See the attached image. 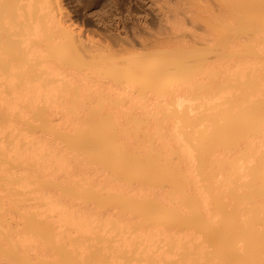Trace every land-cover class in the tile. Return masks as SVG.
<instances>
[{
	"label": "rangeland",
	"instance_id": "374dc122",
	"mask_svg": "<svg viewBox=\"0 0 264 264\" xmlns=\"http://www.w3.org/2000/svg\"><path fill=\"white\" fill-rule=\"evenodd\" d=\"M12 1L16 3V6L11 3V7L10 0H2L0 6L4 3L2 7H11L9 14L14 12V17L17 14L18 16L20 15L17 10L20 13L22 12L23 16L19 20L21 21L24 17L25 21L23 20L24 23L21 21L22 24H27L29 20H33L35 15L39 18L40 16L44 17V13L41 14L38 9V11L34 9L35 6L37 7V0L36 4H34L35 0H19L18 3L21 6L20 4L17 6V0L16 2L15 0ZM47 1L48 3L50 2L51 7L47 3L49 8L44 12H55L54 15L57 14L56 12L59 11V9H56L57 0ZM64 1L68 2L71 7V0ZM167 1L170 4H167ZM215 1L198 0L200 5L198 13L203 20L205 19L207 22L212 20L211 18L216 13V8H218L217 5L220 4L219 1ZM235 2H233L236 5L233 4L235 6V24L233 39L231 40L232 44L227 41L226 46L217 47L219 54L227 53L217 66L214 62L216 57L213 50L216 45L213 43V38L208 35L209 33H205L203 29H192V32L186 38L175 37L168 43H166L167 40L165 38L163 43H161L162 45L160 44L162 48L166 45L165 47L168 49L179 50L178 57L171 59L173 61L169 60L167 63H162L156 58H154L156 61L152 58L148 62H144L149 66L152 63L151 66L165 64L170 67H167L168 71H162L167 72L165 73L166 77L164 73L155 75L154 73H145L146 79L149 77L147 81H149L150 89L146 87V89L148 88L147 90H142V84L147 83H142V81L146 80L134 79L133 75H131L134 73L132 72L134 71L133 67L137 65L132 62L134 58L132 59L130 55L126 56L128 58L131 57L129 59L133 64L125 56L124 61H128L127 64L129 65H125L126 63L121 64L120 62L119 64L113 63L114 66L110 64L104 67V71L106 70L105 72H107H104L105 74L114 77L116 80H121L120 82L123 81L122 83H131L132 86L122 89L117 88L115 85L105 94L103 108L101 104L99 106H97L98 104H90L79 108L76 121H71L65 126H61L60 121H62V118L60 115L50 117L43 114L45 117L42 116L39 113L41 111L39 105H36V107L34 105L18 104L16 108L8 110L6 116L3 115L5 113L0 111L2 113H0V264H21L23 261L22 264H40L39 262L45 259L44 262L51 259L49 262L52 261L53 264H60L63 261H69V264H72L70 262L71 254L69 255L67 251L68 249L70 251V248L82 249V257H84L83 261L86 262L85 264L88 262L90 264L103 263L100 260L97 263L95 259L97 251L96 258L99 259L101 256L100 252L104 251L109 257L108 259L105 253V256H103L104 254L102 255L108 259L106 262L109 263L111 261L113 264H167V262L169 264L172 260L174 262L170 264H176L177 262L175 263V261L181 262V264H205L206 262V264H209V262L214 264V259L218 263V258H220V261L223 259L221 264L226 263V259L224 260L223 257L224 255L226 256V252L223 253L226 249L221 250L218 246L219 251H214L213 253V246H211L213 244L210 245L209 240L216 237L212 239L210 237V239L208 237L206 239L205 237L209 228L213 230V227H215V230H217L218 228L216 229V227L220 228L222 226V221H219L221 219V213L219 212H221L222 205L224 209L226 208L225 206L228 207V212L227 208L225 211L227 214L223 213L224 210L222 212V214L227 215V220L231 216H236L237 220V214H240V218H244V221L241 220V225H245L243 222L248 223L246 220H249L251 218L249 216H252V212H254L250 209L255 210L256 207L258 209L262 206L261 204H264V189L259 188L262 192H258L259 189L257 190V187H262V185V188H264V179H262V176H264V173L262 174V171H264V0H237ZM171 6L172 2L169 0H101L97 4L91 5L87 13L95 22L103 25L109 31L120 28L121 31L141 35V32L144 31L142 28L144 25L153 29L154 32L161 31L164 19L171 17L169 11ZM2 7L0 10H2ZM4 7L3 10L5 11L3 12H6L8 8L5 7L6 10ZM15 7H18V9ZM21 7L23 9H20ZM29 9L32 10L29 11ZM1 12L0 15L5 14H1ZM16 12L17 14L15 15ZM59 12L57 17L60 16ZM2 17H0V21ZM17 18L19 19V17ZM26 19H28L27 23H25ZM4 26L6 25L4 24ZM16 29L19 30L20 28ZM12 31L10 29V32ZM203 35H205L206 40L202 45L200 44L199 36ZM3 42L0 44L1 47L3 46L2 49L6 45L10 50L12 43L9 40L7 42L5 40V44H2ZM9 42L11 45L6 44ZM47 42L49 43V40ZM48 48L52 52L56 50L51 47ZM192 48L199 50L189 53L188 51H191ZM65 49L61 48L62 54L63 51L64 55L69 54L67 52L69 50L66 47ZM7 51L5 48L4 53ZM201 51L205 52V55L200 54ZM181 53H184V56L182 55L179 58ZM7 55L9 56V54ZM5 57L4 60H6ZM10 58H12L11 53L8 62ZM8 62L6 64L9 65L10 63ZM17 62L19 64V60ZM17 62L14 64H17ZM100 62H103V60H100ZM107 64H109L108 61ZM229 64L235 66L233 71L228 70ZM23 65L21 68L19 67L20 65L18 67L29 74V69ZM1 66L0 68H2ZM123 66H125L124 69H122ZM127 66L128 68H126ZM199 69L202 70L199 71ZM130 72L132 73L130 74ZM142 77L144 78V75ZM0 81L4 83L5 80L1 79ZM167 90H169L168 94H166ZM179 100L182 101L181 105L178 104ZM104 111L116 113L117 119L114 118V121H110L109 118H106V121L104 118L106 116L101 114ZM92 114L97 116V118ZM224 114L228 116L224 117ZM3 116L4 118L2 119ZM42 118L44 119L42 120ZM94 118L95 120H93ZM44 120L46 121L44 122ZM47 121L50 122L49 125ZM44 123H46L45 126ZM225 126L228 129L227 132L225 131ZM57 131L60 134H56ZM215 134L217 137L222 136L221 140L220 137L214 136ZM228 136L231 137V142ZM223 137L226 140L222 139ZM30 138L40 139L53 150L67 154L71 162V168L68 172L58 173L55 176L52 174L48 175L49 173H40L31 164L20 163L18 160L8 157L7 151L11 146L24 147L30 141ZM201 142L204 143L200 146ZM229 142L233 146L228 145ZM203 144L204 146H202ZM184 145H188L192 152V179L195 185L208 195L207 207L209 214H207L210 219L207 216L204 220L199 221L196 217L198 219L196 221L194 217V212L196 211L194 209V201H189L188 203L191 197L188 196L182 184L181 165L178 157V152ZM205 146L210 147L207 150ZM228 146L229 149H227ZM92 148L93 150H91ZM200 150L203 154L200 153ZM204 152L208 153V159H203L206 157ZM91 153L93 154L92 156L90 155ZM201 155H203V158H200L202 157ZM201 160L204 162L207 160L206 164ZM202 162L207 166H203ZM231 162L235 163L233 164L238 171L237 177H234L236 181L233 179L234 183H232L230 180L231 184L226 181L228 186L225 184L223 186L224 189H221L227 174L224 175L225 172L221 171L223 167L221 168L220 166H222V163L229 165ZM218 163L221 164L220 168L217 166ZM106 177L112 181H117L122 186L108 188L104 180ZM24 178L27 179V184L21 185L19 181ZM256 178H259L258 182L260 185ZM254 179L259 185L254 184L255 187L257 186L256 188L252 187V184L256 183ZM140 185L150 186L152 191H164L165 194L169 195V198L165 203L159 204L150 193L139 197L134 194V190ZM230 185L235 186V188L232 189L233 187ZM226 186L228 189H226ZM225 189L228 191V195H225L226 192H222ZM46 191L50 192L54 199L65 202L72 209L81 208L85 210L87 215H89L88 231L80 236L68 228H61L59 229L62 234L59 241V244H61L58 246L53 243L54 241H50L52 236L48 235L47 228L43 226L44 222L43 224L41 222L45 219L41 212V207L44 204L41 195ZM91 191H94L93 195H89ZM216 191L218 194H216ZM244 193L246 194L239 196ZM249 194L253 196L250 195L252 197L249 198ZM87 195L90 199H88ZM231 195L235 198H232ZM246 195L247 197L244 198ZM221 197L223 201H221ZM238 197L241 198L238 199ZM186 199H188L187 203ZM214 200H218L220 203ZM238 200H241V202ZM247 200V205L244 207L242 203ZM250 200L258 201L260 206L252 205ZM215 202L216 204L219 203L217 207ZM221 202L223 203L221 204ZM248 203H251V206ZM188 204L190 206L193 204V207L191 206L192 208H190ZM257 209L256 213L259 211L264 212V207L258 211ZM242 210H247L246 214ZM180 211L183 215L179 213ZM190 211L193 212L190 213ZM248 212L250 215H247ZM173 213L176 214L174 215ZM259 213L257 215L258 218L261 217ZM192 214L194 216H191ZM225 215L224 218H226ZM211 218L216 221L212 225L210 224V222H213ZM258 218L254 222V227L257 229L256 231L258 229L262 231V229L264 230V224L261 223L262 219ZM175 219L177 223H174ZM260 219L261 222L259 223ZM182 220L184 223H180L182 225L178 224ZM217 221H219V224ZM197 222L200 224L199 227ZM237 223L239 224V222ZM193 224L195 225L193 226ZM213 224L216 226H213ZM225 224H227L226 221ZM35 226L37 227V232L34 231ZM226 227L220 229V232L227 234L231 231L230 229L228 231ZM242 227L244 228V226ZM206 228L208 229L204 232ZM223 229L227 230L221 231ZM147 231L155 232V234L151 237L147 236L145 234ZM29 232H31V235L34 233V236L36 234V238L39 236L37 233L40 234L41 237L40 239L38 237L37 240L40 241L41 246L36 251H31L30 254L29 252L23 253L24 257L27 255V258L24 259L22 252L21 255L18 249L12 246L16 243V237L19 233L30 234ZM243 232L244 230L236 234ZM212 233L214 236L221 235L219 230L215 233L212 231ZM230 233L234 234V232ZM258 233L257 236L255 234L253 239L248 238L247 235L242 236L246 240L241 239V236L239 238L242 241H239L240 239L238 238L239 240L236 241L238 242L237 245H240L238 249L240 250L241 248L242 251L238 249L237 251L242 252L243 254L241 255L243 257H238L240 254H238L237 259L234 257L235 262H237L234 263L232 261L234 264L244 262V264H264V250L261 248L263 247L264 249V231ZM46 237L50 238V240ZM259 237L263 238V246L261 241V246L260 243L254 245L255 240L258 239L259 242ZM244 243L247 244L246 247ZM254 246H257V248ZM58 248L63 249L62 252ZM66 248L68 249L66 250ZM60 252L63 255L58 254ZM199 253H202L204 257ZM207 253L211 254L213 258L215 257L212 259L214 263ZM215 253L219 254L218 257L214 255ZM199 255L201 256L198 257ZM63 257L67 258L64 259ZM191 258L192 260L198 258V262L196 261L195 263ZM248 259L253 261L251 260V262ZM240 260L244 262L241 261L240 263ZM83 261L81 259V262ZM46 263L48 264V262Z\"/></svg>",
	"mask_w": 264,
	"mask_h": 264
},
{
	"label": "bare ground",
	"instance_id": "6f19581e",
	"mask_svg": "<svg viewBox=\"0 0 264 264\" xmlns=\"http://www.w3.org/2000/svg\"><path fill=\"white\" fill-rule=\"evenodd\" d=\"M10 1H11L10 2V6H11V3H14V2L12 0H10ZM18 1L19 0H17V3H18ZM37 1H38L37 7L35 6L34 9L35 10L38 9L39 12H41V14L44 13V17L40 16V18H39L37 15H35V17H34L35 19L33 18V20H29V22L27 23V21L29 19L27 16L28 19H26V22H25L27 24H22V23H24L23 20L25 21L24 17L21 20L22 23H21V21H19L20 18L23 16V13L22 12L20 13L19 10H17V12H19V14H20L19 16H18L17 12L15 13V15L17 14V16H15V17L13 16L14 12H10L11 14H9V10L12 6L10 8H8L9 6H7V7L5 6L6 8H8V10L3 6L4 9L7 10L6 11L8 14V16H7L6 12H3V11H5V10H3V7H2V5L4 3L3 4L1 3L2 5L0 6V8L2 7V10H0V12L2 11L1 14L2 13H5V14H2L3 17H2V15H0V17H2L1 21H0L1 22L0 23V30L2 29L1 34H0V44H1V42H3V40H4V42L2 44H5V40H6V42L9 40L12 43V46H10V50H9L7 48V46L4 45L6 48V51L8 49V51L6 52L7 54H9V56H8L6 53H4L5 48L2 49L3 46L1 47V45H0V64L4 66L3 67L0 65L2 67V68H0V80L1 79L5 80L4 83H1V81H0V88H1L0 89V111L5 113L3 115L6 116L7 111L8 110L10 111V110L16 108L18 106V104H26V105H34V106L39 105L41 111L40 112L38 111V112L41 113L42 116H44L43 114H45L46 116H50V117H52L54 115H60V117L62 118V121H60L61 126H63V125L65 126V125L69 124L71 121H76L79 108H82L84 106H88L90 104H95V105L98 104L97 106H99V104H101V106L103 108L105 94L110 89H112L115 85L117 88H122V89H125V87H128V86H132L131 83L130 84L122 83L123 81L120 82L121 80L120 81L116 80L114 77H111L110 75L108 76L107 74H105L107 72H105L106 70L104 71V67H106L107 65L112 64L114 66L115 63L119 64L120 62H121V64L126 63L125 65H129V64H127L128 61L125 62L124 60L127 56L130 55V56H132V59L134 58L133 59L134 61L132 60V62H135L136 63L135 65H137L135 67L132 66L134 68V71H132V70L131 71L134 73L130 72V74L132 73L131 75H133L134 79L135 78L136 79H138V78L139 79H145L146 81H142V83L143 82L148 83L149 81H147V80L149 79V77H148V79H146L147 76L145 75V73H150V74L154 73V75L159 74V73L160 74L164 73V76H165V73H167V72H162V71H168L167 67H169V66H166L165 64H159L158 63L159 65L156 64L157 66L153 65L154 66L153 67V66H151L152 63L150 64V66L148 64L144 63L145 61L148 62L149 59L151 60L152 58L153 59L156 58L158 61H160L162 63H167L173 57H175V58L178 57L177 55H178L179 50L168 49L165 47L166 45L164 46V48H162V46H160V44L163 43V40L165 38L167 40L166 43H168L169 41H171L175 37L186 38V36H188V34L192 32L191 31L192 29H203L205 33H209L208 35L211 38H213V43L216 45L214 47L213 52H215L216 59L214 62L217 66L223 60L224 55H227V53H222V54L220 53L219 54L218 53L219 50H217V47L223 46V45L226 46L227 41H230V44H232L231 40L233 39V30H234V24H235V10H234L235 6L234 5H236L234 3H236L235 1H237V0H235V1L217 0V2L219 1L220 4L217 5L218 8H216V13L212 16V18H211L212 20H210L209 22H207L205 19L203 20L201 15L198 13V10L200 7L198 0H169L172 2V6L169 7L171 17L164 19V23H162V25H163L162 30L159 32H154L153 29L144 25L142 27L144 31L141 32L142 33L141 35H136L134 33L133 34L128 33L126 31H121L120 28H118V29L116 28L114 31H109L103 25L95 22L92 19V17L89 16V14L87 12L90 10L91 5L97 4L101 0H71V3H72L71 7L69 6L70 4L66 1H64V0L58 1L57 0L56 1L57 5L56 4L55 5L57 7L56 9L57 10L59 9V11H60V12L58 11L60 13L59 17H57L58 12H56L57 14H55V15H54L55 12H52V13L51 12L50 13L44 12L45 10H47L49 8L48 4L50 2L48 3L47 0H40V2H39V0H37ZM249 1H251V0H249ZM15 2H16V0H15ZM214 2H216V1L214 0ZM166 3L170 4V2H168V1ZM14 4L16 6V3H14ZM19 4L20 3H18L17 6H19ZM34 4H36V0H35ZM242 5H244V4H242ZM246 5H247V2H246ZM20 6H21V4H20ZM49 6H50V4H49ZM248 6H249V4H248ZM33 7H34V5H33ZM162 7H165V6H162ZM15 8L18 9V7H15ZM20 9H23V7H21ZM31 10L32 9H29V11H31ZM29 14H30V12H29ZM29 16L31 17V14ZM17 17H19V19ZM6 21L8 22L9 26L7 25ZM4 24L6 26H4ZM12 28H13V31L16 28H20V29L19 30L16 29L13 32ZM10 29L12 32H10ZM12 33H14V34H12ZM10 34H12L11 35L12 37L10 36ZM9 36H10V38H9ZM11 38H12V40H11ZM47 40H49V43L48 42L46 43ZM199 40L201 41L200 44L203 45L204 41L206 40L205 35L199 36ZM10 42L6 43V44L11 45ZM45 44H47V45H45ZM48 47H51V48L56 49V50L54 52H52L50 50V48H48ZM65 47L69 50V51H67V52H69V54H67V55H64V51L62 54V51H61V48L64 50ZM195 50H199V49L192 48V50L188 51V52L194 53ZM8 52H10L12 54V58H10L9 62H8V59L10 57V53H8ZM200 54L205 55V52L201 51ZM2 55L8 56L7 58L4 56L6 60H4V57ZM182 55L184 56V53L183 54L181 53L179 58H181ZM106 57L108 58V60ZM129 58L131 59V57H129ZM16 59H17V61L19 60V64L16 61ZM100 60H103V62H100ZM21 61L23 62L22 64H24L23 66L26 67L27 69H29V72H28L29 74H27L25 71H22L20 69L22 66ZM107 61L109 64H107ZM122 61H124V62L122 63ZM171 61H173V60H171ZM6 62H8L10 64L8 65V64H6ZM16 62H17V64H14ZM130 62H131V60H130ZM100 63H102L104 66ZM18 65H20L19 66L20 68L18 67ZM101 66H103V67L101 68ZM124 67L125 66H123L122 69H124ZM126 68H128V66ZM234 69H235V66L233 64L228 65L229 71H233ZM201 70L202 69H199V71H201ZM107 71H108V69H107ZM142 75H144V78L142 77ZM154 75H153V77L155 78ZM160 77H163V76H160ZM150 78L152 79V77H150ZM147 83L142 84V87H141L142 90H144V89L147 90L148 88L150 89L149 83H148V85H147ZM144 85H145V87L143 88ZM146 87H148V88L146 89ZM168 93H169V90H167L166 94H168ZM181 102L182 101L179 100L178 104L181 105ZM91 110H92V108H91ZM36 112H37V110H36ZM104 112H102L101 114H104L106 116V117H104L106 121L108 118L110 121L111 120L114 121V118L117 119L116 113L106 112V111H104ZM174 112H176V111H174ZM232 112H233V110H232ZM93 113H94V111H93ZM94 114H92V115L97 118V116H95ZM225 116H228V115L224 114V117ZM3 118H4V116L2 117V119ZM91 118H92V116H91ZM232 118H234V117H232ZM43 119L44 118H42V120ZM207 119H209V118H207ZM213 119H212V121H213ZM93 120H95V118ZM45 121L46 120H44V122ZM209 121H210V119H209ZM214 121H216V120L214 119ZM223 121H224V119H223ZM46 123H44V126L46 125ZM49 123L50 122H48L47 124L49 125ZM88 128H90V127H88ZM225 128H226L225 131L227 132L228 129L226 126H225ZM52 130L54 131L53 128H52ZM217 132H218V130H217ZM57 133L60 134L59 131H57L56 134ZM85 133L86 132L84 130V134ZM87 133L89 134L88 131H87ZM227 134H229V133H227ZM206 135L208 136L207 133H206ZM214 136H216V134ZM218 137H220V140H221L222 136H218ZM222 139H225V138L223 137ZM230 139H231V137H229V140ZM84 140H86V139H84ZM227 140H228V138H227ZM204 142H205V139H204ZM204 142H201L200 146ZM230 142H231V140H230ZM230 142L228 143V145L230 144V146H231L232 143H230ZM77 143H79V142H77ZM84 143H86V142H84ZM223 143H227V142H223ZM208 145H209V143H208ZM202 146H204V144ZM205 147L208 150V148L210 146H208V147L205 146ZM87 148H88V146H87ZM202 148H204V147H202ZM227 149H229V146L227 147ZM91 150H93V148ZM205 152H207V151H205ZM205 152H204V154H206L205 158H203V155H201L202 157H200V156L199 157L203 158V159H208V157H207L208 153H205ZM200 153L203 154V152L201 150H200ZM7 155H8V157L10 156L9 157L10 159L18 160L20 163L31 164L40 173H47V174L49 173L48 175L52 174L53 176H55L58 173H67L68 170L71 168V162H70V159L67 156V154H65L61 151L53 150L49 145H47L44 141H42L40 139L30 138V141L24 147H19L17 145H13V146H11V148L8 149ZM90 155L92 156L93 154L91 153ZM95 155H97V154H95ZM178 157H179V162L181 165L180 170L182 173V181H183L182 184L184 185V186L183 185L182 186L186 190L188 196L191 197V199H189L187 196V198L189 200L186 199V203L188 200V203H189V201L190 202L194 201L193 203L195 204V208H194V209H196V211L194 212L195 216L193 214L191 216H194L195 218L197 217L199 219V221L204 220L209 214L208 213V207H207L208 195L206 194L205 191L198 188L195 185L194 180L192 179L191 166L193 164V159H192V152H191L188 145H184L179 150ZM97 159H98V157H97ZM201 161H203V160H201ZM203 162L201 164L206 167L207 165H205V164H206L207 160L204 162L205 164ZM208 163H209V160H208ZM220 163H218V165H217L218 167L221 165ZM223 163H222V166H220L221 168L223 167V169L221 171L222 172L224 171L225 172L224 175L225 174H227V175H225L226 176L225 183H224V185H221V187H222V188L220 187L221 189H224L223 186H225V184H227L226 181H229L230 182L229 184H231V181L233 179H235L234 177H237L236 175H238L237 174L238 171H237V168L235 169V165H234L235 163L234 162H233L234 164L231 162L229 165H225ZM211 164H212V161H211ZM215 164H217V163H215ZM261 169H263V168H261ZM263 173H264V171H262V174ZM259 175L261 176V174H259ZM256 179L258 182L259 178H256ZM256 179H254L255 182H256ZM260 179H261V177H260ZM262 179H264V176H262ZM104 180H105L106 186L108 188H117V187L122 186L117 181H112L109 178L107 179V177ZM179 180H181V179H179ZM234 181H236V179ZM234 181H232V183H234ZM257 182L252 184L253 188L255 187L254 184H256L257 186L260 185L259 182H258L259 185L257 184ZM19 183L21 185H26L27 179L24 178L23 180L19 181ZM180 185H181V183H180ZM261 185H262V183H261ZM227 186H228V184H227ZM231 187H233L232 189L235 188V186H231ZM262 187H263V185H262ZM262 187H260V186L257 187V190L259 188H261L263 190L264 188H262ZM221 189H220V191H221ZM226 189H228V187ZM226 189H225V191H222L224 193L226 192L225 195L228 192V191H226ZM261 189H259L258 192H260ZM218 190H219V187H218ZM93 192L92 191H91V193L89 192V195L90 194L93 195ZM218 192L216 194H218ZM234 192H235V190H234ZM95 193H97V192H95ZM149 193L153 195L152 196L153 199L159 204L165 203V201H167V199L169 198V195L165 194L164 191H160V190L152 191L150 189V186L148 187L147 185H140L137 188H135V190H134V194L139 196V197H143ZM98 194H100V193H98ZM108 194H110V193H108ZM245 194L246 193L239 195V196H243ZM252 194L248 195L249 198H251L253 196ZM263 194H264V191H263ZM250 195H252V196H250ZM94 196H95V194H94ZM256 196H259V195H256ZM260 196H262V195H260ZM215 197H214V199H215ZM231 197L235 198L232 195H231ZM245 197H247V195L244 196V198ZM41 198L44 200V204L41 207V212H42V215L45 217L44 221L42 220L41 222H42V224L44 222L43 226H44V228H47L48 235L52 236V238H51L52 240H50V238H48V237H46V238H48L50 241H54L53 242L54 244H57L58 246L61 244V243L59 244V241L61 240V236H62L61 232L59 231V229H61V228H68V229L72 230L75 234H79L80 236H82L83 233L88 231V229H89V215H87L85 210H83L81 208L80 209L70 208L69 206L66 205L65 202L54 199L53 195L48 191L43 192V194L41 195ZM240 198L238 197V199H240ZM88 199H90V197ZM236 199H237V195H236ZM183 200H185V199H183ZM214 201L219 202L218 200H214ZM221 201H223V198ZM244 201H245V199H244ZM216 202H215V204H216ZM239 202H241V200ZM247 202H248V200L245 203L243 202L242 205H244V207H245V205H247L246 204ZM257 202L251 201L252 205L255 204L257 206H260V203L259 202L257 203ZM219 203H217V204H219ZM222 203L223 202H221V204ZM251 203H248V204H250V206H251ZM217 204H216V207L218 206ZM261 205L264 207V204H261ZM191 206L193 207V204ZM191 206H190V208H192ZM262 206L259 207L258 209L256 206H254V207H256V209L258 211L260 208L263 209ZM225 207L227 208V212H228V207L227 206H225ZM226 208L224 209V207L222 205V209L220 210L221 212H219V213H221V219L219 221H222V224L220 222V224L222 226L220 225L221 226L220 228L216 227V229L218 228L217 230H219V233H221V235H216V236L213 235L212 231L214 233L217 231V230H215V227H213V226H216L214 224L212 226L213 230L210 228L209 229L206 228V230H204V232H206L207 229L209 231L211 230L210 235H209V231H207V233H206L207 235H205L206 239H207V237L208 238L210 237L211 239L216 237L212 240H209L210 238L208 239L210 241L209 244L210 245L213 244V245H211V246H213L212 252L213 253H214V251L217 252V251H219V249H221V250L226 249L225 251H223V253L226 252L225 253L226 256L223 254L224 260L226 259L225 264H228L229 262L231 264H234V263H237V262H235L236 261L235 258L237 259L238 254H240L238 257H240V256L243 257L241 255L243 253L242 252L240 253L237 251V249L239 248L240 245L238 246L237 245L238 242H236V241H238L240 239L239 238L240 236H241V239L244 240L245 238L242 237L244 235H247V237L250 239H253L255 234L257 236L259 229H258V231H256L257 229H255V227H254V222L258 218L257 215L260 211L256 213V209L255 210L250 209V210L254 211V212H252V216L250 215L249 212L247 213V215L249 214L250 215L249 217H251V218H249V220H246V221H248V223L243 222V224H245V225H241L242 221H244L243 220L244 218L241 219L240 214H237L238 215L237 220H239V221L236 220V218H237L236 216H234L235 218L233 216H231L230 219L227 220V215L222 214L223 210H224L223 213H226L225 212ZM246 211L247 210H245L243 212L246 214ZM192 212L190 211V213H192ZM238 212H241V211H238ZM261 212H262V214H264L263 211H261ZM261 212L259 213V216L262 217ZM179 213H181V211ZM254 213H256V215H254ZM224 215L226 218H224ZM228 216H230V215H228ZM173 217H175V216H173ZM261 217H259V218H261ZM197 218L195 219L196 221L198 220ZM208 218L210 219L209 216H208ZM166 219H168V218H166ZM182 219H184V218H182ZM209 219H207V220H209ZM261 219H260L259 223L261 222ZM263 219H264V217H263ZM263 219H262L261 223L264 224ZM195 220H193V221H195ZM177 221H179V220L177 219ZM196 221H195V223H196ZM219 221H217V223ZM225 221L227 224L230 223L229 224L230 226L225 224ZM228 221H229V223H228ZM38 222H39V220H38ZM175 222H176V219H175L174 223ZM189 222L191 224L190 219H189ZM214 222H216V221L213 220V222H210V224L212 225V223H214ZM237 222H239V224ZM180 223L183 224L184 223L183 220H182V222H179L178 224H180ZM182 224H180V225H182ZM223 224H225V225H223ZM194 225L195 224H193V226ZM199 225L200 224L198 223V227H199ZM226 225H227V227H226ZM217 226H219V225H217ZM241 226H244V228L243 227L241 228ZM245 226H247V227H245ZM206 227H207V225H206ZM224 227H226L228 229V231H229V229L231 231H229V232L227 231L228 232L227 234L226 233L224 234V232H220V229H222ZM41 230H43V229H41ZM226 230L223 229L221 231H226ZM243 230H244V232L241 233L243 235L236 234V233L242 232ZM34 231L37 232V227L35 228ZM262 231H264V230L262 229ZM262 231H259V233ZM230 232H234V234L230 233ZM29 233L30 234L19 233L16 237V243L13 244V246H12L15 249H18L20 254H21V252H22V254L25 252L26 253L29 252V254H30L31 251H36L41 246L40 241L37 240L38 237L40 239V237H41L40 234L37 233V235H39V236L36 238L35 237L36 234L34 236V233H33V235H31V232H29ZM145 234L147 236L151 237L155 234V232L147 231ZM256 238H258V237H256ZM241 239L239 241H242ZM262 239L263 238H260L259 242H258V239L255 240L254 245H256V244L258 245L260 243V241L262 243ZM208 240H207V242H208ZM57 241H58V243H57ZM243 242H245V241H243ZM256 242H258V243H256ZM261 243H260V246H261ZM214 244H215V246L216 245L217 246L215 247ZM246 245L247 244H245V247H246ZM262 246H263V243H262ZM12 247L11 248L9 247V248L13 249ZM254 247L257 248V246H254ZM216 248H217V250H215ZM261 248H262V250H264L263 247H261ZM67 249L68 248H66V250ZM62 250L59 249V251H61V252H62ZM67 251L69 252V255L71 254L70 262L72 264H82L83 262H84V264L86 263L85 261H83L84 257H82L83 251L81 248H70V251H69V249ZM100 251H102V250H100ZM239 251H242L241 248ZM61 252L58 254L63 255ZM220 252H222V251H220ZM251 252H253V251H251ZM96 253H95V259H96L97 263H99L98 260H100V262L103 261V263L110 264V262H111L110 260H109L110 261L109 263L106 262V261H108L109 257H107L108 255L104 251L100 252L101 253L100 255L102 256L105 253L106 257L108 259L103 257V256H105V254L102 257L100 256V258L98 259V258H96L97 257ZM9 254H11V253H9ZM199 254H202V253H199ZM207 254L209 255V253H207ZM16 255H17V253H16ZM66 255H64V256H66ZM214 255H217L216 257H218L219 254L215 253ZM221 255H222V253H221ZM22 256L24 257V254ZM200 256L201 255H199L198 257H200ZM202 256H203V254H202ZM211 256L212 255L210 254L209 257L211 258V260L215 258V257L213 258ZM257 257H259V256H257ZM15 258H14V260L17 259V258L15 259ZM25 258H27V255L24 257V259ZM63 258L65 259L67 257H63ZM192 258H194V257H192ZM192 258H191V260H192ZM221 258H222V256H221ZM228 258H229V260H228ZM18 259H19V256H18ZM34 259H35V257H34ZM81 259L83 262H81ZM197 259L192 260V261H195V263H196V261L198 262ZM218 259H217V262L219 264H221V261L223 259H221V261H220V258H218ZM31 260H32V258H31ZM243 260H244V258H243ZM251 260L252 259H250L249 261H251ZM44 261H42V262L40 261L39 263L40 264H47L46 262H48V264H51V262H52V261L51 262H49V261L44 262ZM214 261H215V263H214ZM214 261H213L214 264H218V263H216V259H214ZM232 261H234V263ZM241 261L242 260H240V263H241ZM257 261H259V259H257ZM65 262L64 261H63V263L60 262V264L61 263L65 264ZM173 262L174 261L172 260L170 263H173ZM201 262H202V260H201ZM242 262H244V261H242ZM55 263H58V262H55ZM67 263L69 264V261H67L66 264ZM175 263L181 264V262H178V261H175ZM222 263H223V261H222ZM244 263H241V264H244ZM52 264H53V262H52ZM99 264H101V263H99ZM111 264H113V263L111 262ZM167 264H168V262H167ZM209 264H210V262H209ZM261 264H263V263H261Z\"/></svg>",
	"mask_w": 264,
	"mask_h": 264
}]
</instances>
